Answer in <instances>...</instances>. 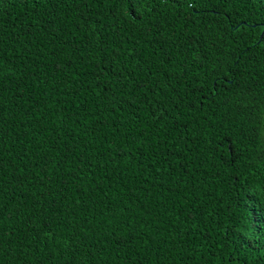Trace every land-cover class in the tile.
<instances>
[{"label": "trees", "instance_id": "1", "mask_svg": "<svg viewBox=\"0 0 264 264\" xmlns=\"http://www.w3.org/2000/svg\"><path fill=\"white\" fill-rule=\"evenodd\" d=\"M264 0H0V264H264Z\"/></svg>", "mask_w": 264, "mask_h": 264}, {"label": "snow or ice", "instance_id": "2", "mask_svg": "<svg viewBox=\"0 0 264 264\" xmlns=\"http://www.w3.org/2000/svg\"><path fill=\"white\" fill-rule=\"evenodd\" d=\"M261 39H264V36H261Z\"/></svg>", "mask_w": 264, "mask_h": 264}]
</instances>
